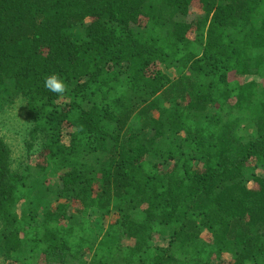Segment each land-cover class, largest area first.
<instances>
[{"label":"trees","instance_id":"obj_1","mask_svg":"<svg viewBox=\"0 0 264 264\" xmlns=\"http://www.w3.org/2000/svg\"><path fill=\"white\" fill-rule=\"evenodd\" d=\"M19 99L38 163L0 134L3 264H264V0H0V113Z\"/></svg>","mask_w":264,"mask_h":264},{"label":"rangeland","instance_id":"obj_2","mask_svg":"<svg viewBox=\"0 0 264 264\" xmlns=\"http://www.w3.org/2000/svg\"><path fill=\"white\" fill-rule=\"evenodd\" d=\"M199 15H201L200 9L195 6L191 10L190 16L188 20H194ZM171 76L176 77L177 72L175 69L168 70ZM178 76L174 79H177ZM253 79H258L257 77L247 76L245 81H251ZM161 98V96H159ZM152 116L156 115V113H152ZM150 120V116H146L143 114H135L130 119L129 123L125 127L122 132L123 142L128 143L131 139H147L149 136V127L148 121ZM29 127V121L27 120V105L22 100L19 99L13 105L9 106L6 110L0 113V134L5 139L6 143L10 146L12 152V169L16 172H23L26 169L31 167H36L38 163V159L36 157H29L28 152L25 147V138L27 136ZM50 178L53 179V184L58 183L57 173L51 172L49 175ZM56 205V203H54ZM80 222L82 221L83 216H80L79 213L75 211V209L70 208L67 213V217ZM101 216V212L97 209L89 210L87 219L93 224L97 223L98 218ZM113 220H115L116 216H111ZM111 220L106 218L105 226L110 224ZM89 254H86L85 257H88ZM224 262L227 260H231L230 255H226L222 259ZM45 264L44 262H41ZM0 264L2 260H0ZM59 264V263H53ZM66 264H76L73 262L71 257H68V262ZM213 264H218V262H214Z\"/></svg>","mask_w":264,"mask_h":264},{"label":"clouds","instance_id":"obj_3","mask_svg":"<svg viewBox=\"0 0 264 264\" xmlns=\"http://www.w3.org/2000/svg\"><path fill=\"white\" fill-rule=\"evenodd\" d=\"M49 91L54 93H63L66 89L64 81L58 75L49 76L44 85Z\"/></svg>","mask_w":264,"mask_h":264}]
</instances>
